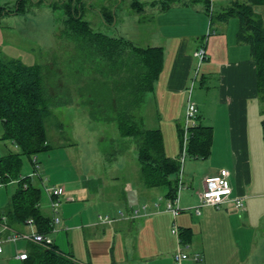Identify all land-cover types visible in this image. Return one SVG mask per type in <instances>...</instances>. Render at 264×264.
<instances>
[{"label": "rangeland", "instance_id": "rangeland-1", "mask_svg": "<svg viewBox=\"0 0 264 264\" xmlns=\"http://www.w3.org/2000/svg\"><path fill=\"white\" fill-rule=\"evenodd\" d=\"M1 1H7L6 7L14 9L17 0ZM27 1L29 4L24 14L15 17L0 16V40L36 41H32L31 46L26 45L27 41H22L23 44L16 47L0 43V55L4 59L11 57L21 60L26 65L36 64L43 67V92L50 111L44 118V127L50 149L35 154L30 159L21 155L20 174L29 176L40 189V210L47 217H52V213L50 199L45 188L55 186L62 189L56 216L61 220L60 223L66 225L68 229L72 225H79V230L73 232L72 235L69 231L67 234L63 232L64 242L65 240L72 242L76 249H84L86 244L92 256L100 258L102 253L109 251L112 245V232H118L122 241L125 240L128 243L129 259L133 264H142L144 258H139L134 254L135 247L144 253L150 249L154 250L157 246L156 234H163L164 237H167V231L170 234V226L166 231L164 229V220H159V223L153 219L147 220V229L145 226L143 231L138 234L137 240L130 239L137 233L136 225L139 224L137 218L109 225H97L92 228H81V225L90 221L98 223L101 221L100 218L104 219L105 217L117 218L120 213L123 216L127 214L135 216V211L139 214L143 213L142 203L147 202L146 190H151L153 202H159V205L166 209L168 199L164 197V194L167 187L148 188L144 186L137 160L136 141L133 138L121 137L115 121L105 120L102 117L103 110L90 107L86 102H80L79 105L74 102L65 107L57 104L59 98L83 100L85 94L81 83L84 82V77L91 74L93 70L87 64L88 67L84 69L78 64L79 55L77 58L76 42L73 41L78 39L61 32L64 28L65 15L64 9L58 3L62 0H39L40 2L37 4L29 2L30 0ZM80 1L83 6L82 20L89 21L92 31L102 33L103 30L99 23H102V19L99 13L95 12L101 11L102 7L113 6L114 0ZM128 1L130 0H122L119 9H117L116 14L120 19ZM163 1L171 2L172 0ZM205 1L215 0H196L193 4L204 6ZM53 4L56 5V9L51 10L48 5L53 6ZM258 7L264 11V5ZM260 15L264 19V12H261ZM232 19L237 22L236 18ZM120 24L121 20H118L117 29L120 28ZM106 31L113 33L112 28H108ZM55 33L59 35L55 37ZM194 68L193 73H197L198 65H194ZM60 74L63 76L62 78ZM61 82L63 88L69 91L67 95L60 96V91L64 90L61 88ZM142 108L144 128L161 131L166 154L167 148L170 149L171 140L175 141L176 158H178L181 136L178 132L180 127L177 129L176 125L181 119L172 122L171 126L169 121L160 118V115L157 114L159 112L154 109L153 105L146 103ZM9 151L15 152L16 150L9 141L0 140V155L2 152L7 154ZM33 158L36 160V164H33ZM194 161L188 156L183 161L180 178L182 188L179 185L178 190L180 200L185 198L184 193L190 187L193 190L196 189L193 186L195 180L198 182L202 179V175L188 165L189 162ZM254 162L252 177L257 192L263 194L258 199L260 202L251 207L248 216L243 214L245 204L242 200L243 208L236 212L239 223L237 229L232 232V237L220 239L215 237V232L204 229L196 233L197 240L205 244L209 250L208 264H264V157L256 154ZM176 177L178 178V174ZM14 190L15 182L0 186V216ZM69 198L78 203H72V201L67 204L65 210H61V205ZM186 199L190 200L187 197ZM89 203L92 205L83 209L86 211L81 216L73 219L64 216L74 213L83 207V204ZM72 204L74 205L70 206ZM166 211L168 210L166 209ZM189 212L184 211L180 215ZM91 215L94 217L92 218ZM64 218L67 219L65 223L63 222ZM90 218L92 219L90 220ZM171 218H169V225L172 223ZM61 224L56 225L54 230L49 233L52 238L56 235L57 228ZM103 230L105 232L102 233ZM170 236L172 237L171 234ZM116 243H119V240ZM16 244L18 249L24 250L25 247L21 245L26 244V241L20 240ZM183 249L189 256L192 255L189 254L188 248ZM188 260H191L193 264L203 262L202 257L199 262L193 261L191 258Z\"/></svg>", "mask_w": 264, "mask_h": 264}, {"label": "crops", "instance_id": "crops-1", "mask_svg": "<svg viewBox=\"0 0 264 264\" xmlns=\"http://www.w3.org/2000/svg\"><path fill=\"white\" fill-rule=\"evenodd\" d=\"M195 1L172 0V3H170L163 0H130L124 6V12L121 13L120 19L116 13L122 0H114L113 6L102 7L101 11L97 10L95 13H99L102 19V23H99L100 27H102L103 31L101 32L103 35L114 39L123 38L141 48L159 47L162 49L161 73L154 83L153 90L145 95L144 102L138 110V116H140L143 122L142 107L148 103L153 105L154 109L159 112L157 114L160 115V118L169 121L171 126L172 122L174 123L178 119H181L176 125L178 129L183 121L186 101L190 98L198 109L197 124L212 128V143L210 154L206 159L192 158L195 161L189 162L188 165L201 174L202 179L205 176L216 175L220 170H226L229 175L232 196L242 198L245 204L243 214L248 216L251 207L260 202L258 199L263 194L257 192V187H255L252 177V166L255 165L256 154L261 155L262 158L264 157V140L262 139L261 131V120L264 118V115L261 113L262 105L256 96L255 66L249 47L236 41L238 22L230 18L226 22L210 23L206 11L208 6L214 13L229 6L233 1L241 2L244 0L205 1L204 6L194 5ZM0 2V6L6 9L0 16L15 17L19 15L7 13L8 10H12L6 7L7 1L0 0ZM131 2L139 3L143 7L142 11L135 12L132 10L130 7ZM164 2L170 3V7L161 9V3ZM48 7L51 10L53 9L50 5ZM255 9L260 14L264 12L259 7ZM110 15L113 17L112 19L108 18ZM118 20H121L119 29L116 28ZM86 22L91 28L89 21ZM108 28H112L113 33L106 31ZM93 32L99 33L100 31ZM54 35L57 37L59 34L55 33ZM22 41H27L26 45L31 46L33 44L32 41L36 40H0V43L5 46L10 44V46L16 47L23 44ZM199 48L204 49L205 58L199 64V70H197L195 75L193 73L195 70L194 65H197L195 52ZM7 59L14 58L10 57ZM60 76L61 78L63 77L61 74ZM99 78L100 75L98 76L95 70L84 77V82L81 83L85 94L83 100L59 98L57 104L64 105L65 107L74 102L77 105L86 102L90 107L95 106L90 101L91 93L88 88L92 85L93 80ZM191 80L194 83L189 93L188 87ZM61 88H63L62 82ZM64 90L65 93H63ZM64 90L60 91V96L69 93L66 88ZM2 135L3 127L0 121V140H2ZM9 142L13 145L14 150H16L15 145L11 141ZM1 154L0 157L6 155L4 152ZM176 155L177 148L175 141L171 140L170 149L168 150L167 148L166 156L175 159ZM34 161L36 164L35 159ZM202 179L198 182L195 180L193 186L196 189L193 190L190 187L184 193L185 198L183 200L178 198L180 212L175 217L166 211L165 207L159 205V202H153L151 190H146L147 202L142 203L143 213L139 214V212L135 211V216L132 214L123 216L120 213V216L117 218L109 219L105 217L104 219L100 218L101 221L98 223L95 221L83 223L81 228L109 225L137 218L136 220H139V224L136 225L137 233L130 238L131 240H137L138 234L143 231L145 226L147 229V220L153 219L159 223V220L162 219L165 221V231L168 226L171 228L173 224L179 229V232L187 230V244L182 242L185 245L184 248L190 250L189 254H199L203 261L201 264H208L210 253L207 246L197 240V231L201 232L204 229L215 232V237L217 238H229L232 237V232L237 229L239 220L236 216L238 210L234 208L231 202L222 204L218 210L211 207H201L198 214L194 212V207L199 204ZM186 197L190 198V200L186 199ZM72 201L71 198L67 199V202L61 205V210H65L67 204ZM72 203L78 202L73 201ZM91 205L92 203L83 204V207L79 210H76L72 214H65L64 216L68 219L81 216L86 211H83V209H87ZM184 211L190 212L180 215ZM91 217L93 218L94 216L91 215ZM170 217H172V223L169 225ZM47 218L50 219L51 217ZM58 220V224H61V220L59 218ZM66 220L64 218L63 222H67ZM8 226L14 231L25 234H28L32 230V227L25 224L18 226L8 224ZM78 227L79 225H72L68 229L66 225L61 224L57 228L56 235L53 238L48 234L52 246H55L64 254H70L73 260L79 264H133L128 255V243L125 240L122 241L118 232H112V245L109 251L102 253L100 258H94L86 244L84 249H76L72 242H68L67 240L64 242L63 232L67 234V231H69L72 235L73 232L79 230ZM155 229L157 230V228ZM106 231L109 232V230ZM103 232L105 231L103 230ZM170 234H168V231L167 237H164L163 234H156L157 246L154 250L150 249L144 253L135 247L134 254L139 258L143 257V263L172 264V255L177 245L175 237L173 235L171 237ZM117 240H119V243H116ZM26 244H22L21 246L26 248ZM18 251H22V249H18L16 243L5 244L0 254V264H22V262L15 258ZM187 260H184L181 264H193L191 260Z\"/></svg>", "mask_w": 264, "mask_h": 264}, {"label": "trees", "instance_id": "trees-1", "mask_svg": "<svg viewBox=\"0 0 264 264\" xmlns=\"http://www.w3.org/2000/svg\"><path fill=\"white\" fill-rule=\"evenodd\" d=\"M37 4L40 1H29ZM172 3V2H170ZM161 3V9L170 7ZM27 0H17L15 8L7 13L23 14L28 7ZM64 9L65 19L62 33L73 36L76 42V56L81 68L88 67L100 75L90 86V101L93 108L104 111L105 120L115 121L121 137L136 141L137 160L143 184L148 187H167L165 197L173 198L178 190L177 173L180 168L177 159L166 156L159 129H146L138 110L144 97L154 88L162 70L163 52L159 47L141 48L123 38H110L93 32L82 20L83 8L80 0H62L58 3ZM264 0L233 1L229 6L212 12L206 8L210 23L226 22L236 18L238 29L236 41L249 47L255 66L256 96L262 105L264 115V19L255 8L263 6ZM135 12L142 6L131 2ZM53 9L56 5L53 4ZM6 11L0 6V14ZM11 11V12H10ZM112 19L110 15L108 17ZM85 64V65H81ZM88 66H87V65ZM44 69L40 65H26L18 59H4L0 55V121L3 127L2 140L11 141L15 152L0 157V183L15 182V190L8 199L3 216L11 226L24 225L32 219L38 233L49 234L50 219L39 208L40 189L29 176H21V155L31 156L50 149L47 141L44 118L49 114L43 92ZM89 87V86H88ZM94 117V114H92ZM101 117V116H100ZM264 140V118L261 120ZM180 132V130H178ZM180 134V133H179ZM212 128L197 124L191 128L187 142V155L195 159H206L210 154ZM187 230L180 232L182 242L187 244ZM188 233V232H187ZM27 259L22 264H79L70 254H64L55 246L48 247L27 243Z\"/></svg>", "mask_w": 264, "mask_h": 264}, {"label": "built area", "instance_id": "built-area-1", "mask_svg": "<svg viewBox=\"0 0 264 264\" xmlns=\"http://www.w3.org/2000/svg\"><path fill=\"white\" fill-rule=\"evenodd\" d=\"M195 57L197 58V65L202 62L205 58V51L203 48H199L195 52ZM196 75V73H195ZM193 80L190 82V86L188 87V92H191L193 86ZM197 117H198V109L196 105L188 98L184 108V116L183 121L180 126V136H181V146H180V153L178 155L177 161L179 162L180 168L178 170V190L181 186L182 182L180 181L181 178V167L183 164V160L187 155V142L190 136L191 128L197 125ZM16 147V146H15ZM35 164V161L33 159ZM228 172L226 170H220L216 175L213 176H205L202 179V190L199 193V204L194 207V212L196 214L199 213V208L201 207H211L215 210H218L222 204L225 203H233V206L238 211H241L243 208L242 198L232 196V189L230 186ZM3 184L0 183V186ZM180 185V186H179ZM178 190L176 195L168 199L166 202V209L172 214L173 217L177 216L180 212L178 208ZM45 191L50 199V210L52 213V217L50 218V223L52 226V230H54L55 226L58 224L59 220L55 216L57 212V204L58 199L62 195V189L60 187L50 186L45 188ZM25 225L32 227V231L29 234L20 233L14 231L8 226L6 222V217L1 215L0 216V254L3 251V246L5 244H15L17 241L25 240L26 243H33L38 244L40 246L48 247L51 245V239L49 238L48 234H41L35 230V225L32 219H27L25 221ZM170 233L176 239V250L172 255V264H181L186 259H192L193 261H199L201 259L199 254H192L188 255L184 251L185 245L182 243L180 238L179 229L173 224L170 228ZM15 258L22 262L27 259V253L25 250L18 251L16 253ZM143 264H149L144 262Z\"/></svg>", "mask_w": 264, "mask_h": 264}]
</instances>
